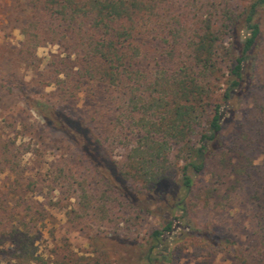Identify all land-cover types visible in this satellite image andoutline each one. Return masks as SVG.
Masks as SVG:
<instances>
[{
  "label": "trees",
  "instance_id": "trees-1",
  "mask_svg": "<svg viewBox=\"0 0 264 264\" xmlns=\"http://www.w3.org/2000/svg\"><path fill=\"white\" fill-rule=\"evenodd\" d=\"M25 6L27 50L51 44L64 56L54 58V81L47 82L58 103L28 96L24 102L35 108L45 131L73 146L87 172L100 177L104 194H113L132 216L123 234L97 231L90 237L91 255L55 253L45 261L35 249L44 211L26 195L23 182L30 179L20 169L18 148L2 137L0 174L11 181V188L0 190L5 264H173L176 245L184 241L238 264H264V184L254 182L249 196L252 246L238 247L229 235L198 227L195 220L198 213L209 221L216 214L214 192L224 183V169L233 166L224 133L242 97L264 88V63L258 65L264 0L207 8L177 0H25ZM80 101L89 104L86 113ZM118 146L121 155L113 151ZM68 168L59 172L83 178L74 165ZM212 168L215 187L195 193L198 178ZM94 199L81 191L91 217L99 210ZM144 215L161 223L141 233Z\"/></svg>",
  "mask_w": 264,
  "mask_h": 264
},
{
  "label": "rangeland",
  "instance_id": "rangeland-1",
  "mask_svg": "<svg viewBox=\"0 0 264 264\" xmlns=\"http://www.w3.org/2000/svg\"><path fill=\"white\" fill-rule=\"evenodd\" d=\"M177 1L180 5L194 3L196 8L202 5L207 8L209 4L218 2L221 7L226 3L235 7L246 3V0ZM29 18L25 0H0V138L18 148L20 169L24 177L30 179L23 182L26 195L44 211L43 220L36 226V255L45 261L55 259V253L87 257L93 252L90 237L97 231L103 235L115 230L123 234L132 211L115 202L113 194H104L105 186L100 177L87 172L88 165L76 159L73 146L62 135L45 131L35 108L24 102L23 97L28 96L46 105L58 103L55 87L47 85V82L54 81V58L64 56L57 45L51 44L27 50L21 28ZM258 63L262 68L264 41L258 51ZM19 86L22 87V95L17 88ZM88 105L87 101H80L78 107L86 113ZM63 107L70 108L71 105ZM260 113L264 114V88L257 86L251 94L242 97L234 121L224 133L226 157L233 166L228 168L231 170L224 169V183L214 192L218 210L210 221L204 220L200 213L195 216L198 227L225 233L238 247L252 246L254 236L249 196L254 191V182L260 186L264 184V124L260 123ZM10 123L13 127L8 126ZM123 150L118 146L113 151L121 155ZM72 165L83 178L77 175L71 178L69 174L64 176L59 172ZM213 171L214 168L198 178L195 193L204 195L208 188L215 187L211 182ZM235 179L243 182L235 186ZM10 182L0 174V190L11 188L8 186ZM81 191L93 196L95 202L99 201L96 202L99 210L95 216L91 217L84 209L80 201ZM203 198L200 199L201 205ZM142 223L141 233L161 221L144 215ZM176 247L173 264H238L225 253L205 250L196 242L187 244L184 241ZM108 256H114L113 252ZM5 261L6 257L0 255V264H5Z\"/></svg>",
  "mask_w": 264,
  "mask_h": 264
}]
</instances>
